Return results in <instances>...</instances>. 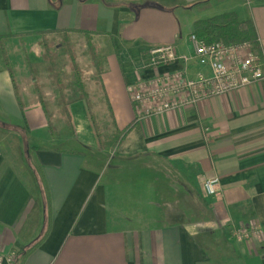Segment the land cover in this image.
Listing matches in <instances>:
<instances>
[{"label":"crops","instance_id":"obj_1","mask_svg":"<svg viewBox=\"0 0 264 264\" xmlns=\"http://www.w3.org/2000/svg\"><path fill=\"white\" fill-rule=\"evenodd\" d=\"M207 1L205 10L229 9L253 23L264 65V0H0V109L25 127L34 147V189L0 152V245L16 252V264H214L212 252L264 264V78L139 119L126 90L154 74L151 47L191 50L194 22L209 18L193 13ZM64 33L72 42L93 36L103 51L98 83L106 128L109 111L117 130L135 123L115 150L100 147L91 99L76 86L65 104L66 124L48 129L34 82L44 94L59 95L41 45ZM197 70L210 75L207 67ZM212 176L220 193L206 197L201 185ZM175 189L181 203L189 206L196 194L207 205L212 239L201 241L182 222H163L168 200L156 194ZM252 223L261 235L236 241L233 229Z\"/></svg>","mask_w":264,"mask_h":264},{"label":"built area","instance_id":"obj_2","mask_svg":"<svg viewBox=\"0 0 264 264\" xmlns=\"http://www.w3.org/2000/svg\"><path fill=\"white\" fill-rule=\"evenodd\" d=\"M187 42L189 52H179L174 44L149 49L148 60L154 74L126 87L130 101L138 106V119L195 106L205 99L225 95L264 78L261 54L254 53L246 41H207L191 32ZM179 63L182 64L179 68L159 70L161 66ZM197 67H207L210 75ZM201 187L204 196H217L221 189L220 180L217 176L209 177ZM232 232L234 239L241 242L251 234L260 236L262 230L252 223L234 228ZM16 256L14 250L5 251L0 245V264H16Z\"/></svg>","mask_w":264,"mask_h":264},{"label":"rangeland","instance_id":"obj_3","mask_svg":"<svg viewBox=\"0 0 264 264\" xmlns=\"http://www.w3.org/2000/svg\"><path fill=\"white\" fill-rule=\"evenodd\" d=\"M205 9L206 8H202L199 10L198 8V10L193 13V15L199 18H206L224 13L226 12V10H229L217 9L215 7L213 9ZM177 16L181 21L182 14L180 13V11L177 12ZM90 37H92V42L96 51H98L101 57H104L103 51L98 45H96L94 37ZM47 40L52 44L51 49L54 53V63L53 65H50L49 61H47V71L50 74V79H52L55 85H57V78L60 80L59 84L62 85V89L60 91L57 87V92L59 93V95L54 96L52 92L44 94L42 88L40 89L37 82H34V85L37 89L38 98L39 100H41V104L44 103L43 109L45 113H47V118L49 119L48 129L53 132V130H57L61 128V126H63V124H61L60 122L66 124L65 121L67 117L64 110L65 104L67 103L68 99L75 93L78 86L76 84V78L74 76L75 73H73V70L71 69L70 59L66 51V46H63L62 37L60 35L53 36L52 38H48ZM73 41L74 42L70 40V44L72 45V48L76 54V62L79 65L80 76L84 87L83 89L86 95L90 97L95 118L98 119L101 125H99V131H101L102 133H107L108 131H111L113 127L106 128V126L104 125L107 120L106 112H103L101 110V105L99 104L101 92L98 79L95 74V66L92 64V60L89 54V45L86 42L85 36L84 39L76 36ZM41 70H43V72L45 71L43 68ZM90 70L92 71V73L90 72ZM95 85H97V88H95ZM94 88L97 90L94 91ZM77 91L79 90L77 89ZM102 133L100 134L102 135ZM32 142L33 139H31V136L29 135L25 127H22L16 120H10V118L7 117L5 113L0 109V152L5 153L8 158L13 161V165L19 173L20 177H23L27 180L29 189L35 188V171L32 167L31 162L32 151L34 148ZM38 182L37 184L39 186L40 184ZM156 196L166 198L168 200L164 210V214L166 215L165 218H167V220H164V223L171 221L182 222L184 225L190 226L194 230L195 236H199V238L203 242H206V240L213 238L212 236H214L215 234L214 229L211 226L209 209L207 205L204 208L202 200L198 198L196 194L193 195L194 198H190L189 206H187L185 203L180 202V200L184 196L183 193L178 189L159 191ZM41 200H43V202L45 200L43 195L42 183ZM203 232H205V234H202ZM207 235L212 238L207 237ZM210 256L213 259L214 264H227V260L229 262V256L224 252H212L210 253ZM228 264H241V262H234L230 260Z\"/></svg>","mask_w":264,"mask_h":264},{"label":"trees","instance_id":"obj_4","mask_svg":"<svg viewBox=\"0 0 264 264\" xmlns=\"http://www.w3.org/2000/svg\"><path fill=\"white\" fill-rule=\"evenodd\" d=\"M200 8L208 7V1L203 2L199 5ZM197 36L207 40H221L225 43H238L246 41L251 45V48L254 53L261 54L260 46L257 39V34L254 28L253 23L250 20H240L238 16L234 12H224L212 17H209L207 19H200L196 20L194 22V31ZM86 42L89 45V54L92 60V64L95 66V74L98 80L100 77V74L104 70V64L105 59L104 57H101L96 51L93 42L92 37L90 35H85ZM69 36L67 34H62V40H63V46H66V51L68 54V57L70 59L71 69L73 70V73L76 78V84L78 86V90L80 92V96L85 98V100H88V96L86 95L83 87V82L80 76L79 71V65L76 62V54L72 48V45L70 44ZM43 50V56L44 58L49 61L50 65H53L54 59H53V51H52V44L46 39L43 41V44L41 45ZM60 80L57 78V87L61 91V86L59 84ZM14 89L16 91L17 86L14 83ZM17 95V94H16ZM62 95V94H60ZM18 96V95H17ZM62 102V101H61ZM64 103V102H63ZM44 107V106H43ZM109 116L111 118V125L113 127V133L109 137H104L100 134V131H98L97 127V135L99 137V143L100 147L103 149H110L115 150L121 140L124 138L126 134H128L133 127L135 126V123H130L128 126H126L122 130H117L113 117L112 112L109 111ZM47 231L50 226V214L48 213V221H47ZM46 231V232H47ZM43 237L41 238V240ZM22 263V262H21Z\"/></svg>","mask_w":264,"mask_h":264}]
</instances>
